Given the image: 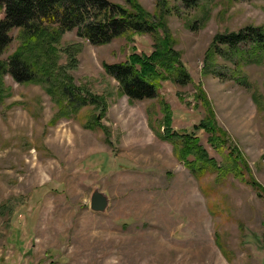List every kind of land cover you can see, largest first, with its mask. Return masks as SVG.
I'll use <instances>...</instances> for the list:
<instances>
[{
	"label": "rangeland",
	"instance_id": "obj_1",
	"mask_svg": "<svg viewBox=\"0 0 264 264\" xmlns=\"http://www.w3.org/2000/svg\"><path fill=\"white\" fill-rule=\"evenodd\" d=\"M139 1L152 13L163 6ZM164 8L182 60L264 186V104L252 96L254 89L264 96V60L218 57L203 71L216 33L264 24V0H208L198 10L165 0ZM17 33L0 57L14 51ZM72 42L83 43L71 71L76 84L97 96L78 114L57 117L42 86L6 77L12 95L0 104V264H264V194L233 174L220 183L216 173L195 177L150 125L158 98L129 99L104 68L124 61L132 46L150 52L152 36L94 45L73 30L62 45ZM195 88L165 82L161 90L176 129H192L205 116ZM199 134L221 164L208 135ZM96 186L110 197L105 213L90 208Z\"/></svg>",
	"mask_w": 264,
	"mask_h": 264
},
{
	"label": "trees",
	"instance_id": "obj_2",
	"mask_svg": "<svg viewBox=\"0 0 264 264\" xmlns=\"http://www.w3.org/2000/svg\"><path fill=\"white\" fill-rule=\"evenodd\" d=\"M160 1L161 10L152 13L139 0H126L127 4L111 0H0L4 14L0 17V55L12 44V32L18 31L14 51L6 58L0 57V104L12 95V87L6 81V77L11 76L18 83L42 86L58 107L56 116L72 117L97 96L76 84L71 71L78 68L83 43L62 45L64 34L75 30L79 37L94 45L107 44L118 37H126L131 42L136 35L150 34L154 41L150 52H140L132 46V52L124 61L103 62L106 72L119 83L120 92L131 100L158 98L159 110L156 107L151 111L150 125L161 139L173 145L175 157L195 177L216 173L215 181L220 183L233 174L264 194V186L254 176L248 160L219 123L203 84L194 80L181 51L176 49V39L164 11L165 0ZM204 1L208 0H181V3L185 9L198 10ZM208 13L205 7V15ZM63 55L66 63L61 62ZM218 57L237 64L242 60L262 62L264 24H247L239 30L216 33L206 51L203 71L214 65ZM242 81L251 86L245 76ZM165 82L196 86L195 104L202 105L206 113L192 129L174 128L172 105L161 96ZM252 96L262 108L264 96L260 91L254 89ZM200 131L208 135L209 145L222 155L221 164L202 143ZM216 237L218 239L219 235ZM223 254L228 257V252Z\"/></svg>",
	"mask_w": 264,
	"mask_h": 264
},
{
	"label": "water",
	"instance_id": "obj_3",
	"mask_svg": "<svg viewBox=\"0 0 264 264\" xmlns=\"http://www.w3.org/2000/svg\"><path fill=\"white\" fill-rule=\"evenodd\" d=\"M110 206V197L107 192L96 186L91 193L90 208L94 212L105 213Z\"/></svg>",
	"mask_w": 264,
	"mask_h": 264
}]
</instances>
